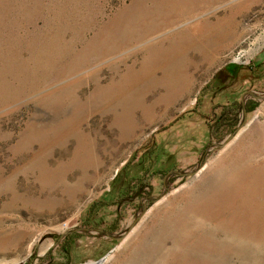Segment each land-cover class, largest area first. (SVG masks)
Segmentation results:
<instances>
[{
	"label": "rangeland",
	"instance_id": "374dc122",
	"mask_svg": "<svg viewBox=\"0 0 264 264\" xmlns=\"http://www.w3.org/2000/svg\"><path fill=\"white\" fill-rule=\"evenodd\" d=\"M263 69L264 0H0V264L72 231L68 264H264ZM153 145L147 196L84 221Z\"/></svg>",
	"mask_w": 264,
	"mask_h": 264
},
{
	"label": "trees",
	"instance_id": "16d2710c",
	"mask_svg": "<svg viewBox=\"0 0 264 264\" xmlns=\"http://www.w3.org/2000/svg\"><path fill=\"white\" fill-rule=\"evenodd\" d=\"M233 66V65H231ZM235 66V65H234ZM242 69V68H241ZM241 69H233V70H229V68L226 66L224 68H222L221 70H219L212 78V81L219 84L220 82V86L226 82V80H223L224 78L219 79V76H217L219 74V72H225V75L227 77L226 78H235L237 77V75L239 74V72L244 73L245 71H240ZM231 71V72H230ZM250 71V70H249ZM263 73H264V69H263ZM248 76H252L247 74ZM223 87V86H222ZM202 92V91H201ZM200 92V93H201ZM199 93V95H200ZM198 95L197 97V103H199L200 100V96ZM233 108L230 110H226L223 108H221L220 113L217 116V119L215 121L216 124H219V127L214 131L213 134H215L214 136L217 137V139L219 140L220 138H222V136L226 133H232L234 131V128L236 126V120H237V114L236 112L238 111V109H244L246 112H249L252 110V108L254 107V105H252L251 107L247 108L246 105L242 106L239 104H232ZM190 112H196L194 110H191ZM183 115H181L180 117H178L177 119H175L174 121H172V123H169V125H173L177 120L182 119ZM145 150V146L142 148V151ZM139 152V151H138ZM162 154H166L163 153L162 151L160 152L159 149H157L156 145H153L152 147V151H147L145 150L142 155L137 158V162H136V172L133 175H128V171H129V163L132 162L131 160L128 162H126V164L117 172V174L115 175L114 179H113V188H115L113 190V195L111 198H109V204L107 203L105 196H102L101 198H99L98 200L88 204L85 213H84V221L86 222H90L93 218L94 215H96L103 207H114L115 208V214H117V218L121 217V210L124 211V209L122 207H118V206H124V204L126 203H130V202H134L135 199H140L145 195L144 193V188L147 186L146 183L144 182V173L146 174L149 171H156V168H159L158 166V161L161 162V155ZM137 155V152L135 154H133L131 159H135V156ZM166 164H168L167 162L165 163H161L160 167L161 168H165ZM117 223L116 219L113 222L108 223L109 226H107V224L104 226L103 229H98V228H94V227H88V228H94L97 230H101L104 233H109L110 231H114L117 229V227H113L115 224ZM75 235H78L75 232H70L64 236L61 237L60 240L55 242V246H57V253L59 255H61L64 259V262H57L54 260V257L51 255L52 251L54 249L50 248L47 252L46 255L41 258V263L44 261L45 264H68L69 263V259H70V249L74 243L75 240Z\"/></svg>",
	"mask_w": 264,
	"mask_h": 264
},
{
	"label": "bare ground",
	"instance_id": "6f19581e",
	"mask_svg": "<svg viewBox=\"0 0 264 264\" xmlns=\"http://www.w3.org/2000/svg\"><path fill=\"white\" fill-rule=\"evenodd\" d=\"M249 52H250V50H249ZM246 53H247V52H242L241 55H246ZM237 135L239 136L240 133L237 134ZM237 135H236V136H237ZM231 159H232V158H231ZM232 161H233V160H232ZM182 212H183V211H182ZM168 217H169V216H168ZM170 219H171V218H170ZM177 220H178V219H177ZM170 221H171V220H170ZM171 222H172V221H171ZM163 225L165 226L166 224H163ZM167 226H168V225H167ZM175 227H176V226H175ZM163 228H164V227H163ZM163 228H162V229H163ZM169 230H170V229H169ZM160 232H161V231H160ZM164 232H165V231H164ZM168 232H169V231H168ZM166 233H167V232H166ZM155 238H156V237H155ZM151 240H152V239H151ZM154 240H155V239H154ZM138 245H139V244H138ZM141 245H142V244H141ZM142 246H143V245H142ZM144 246H145V245H144ZM139 248H140V247H139ZM139 248H138V249H139ZM144 249H145V248H144ZM137 251H138V250H137ZM101 263H102V262H99L98 264H101Z\"/></svg>",
	"mask_w": 264,
	"mask_h": 264
}]
</instances>
